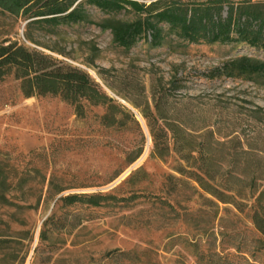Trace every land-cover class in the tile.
I'll list each match as a JSON object with an SVG mask.
<instances>
[{
    "label": "rangeland",
    "instance_id": "rangeland-1",
    "mask_svg": "<svg viewBox=\"0 0 264 264\" xmlns=\"http://www.w3.org/2000/svg\"><path fill=\"white\" fill-rule=\"evenodd\" d=\"M92 11L95 20L103 16ZM5 35L86 70L138 125L121 115L123 126L106 127L101 107L87 106L78 117L59 97L25 98L11 77L0 84V163L11 180L7 201L0 202V264H202L199 255L209 253L227 255L233 264H264V239L251 220L253 198L241 199L240 209L217 202L180 173L193 170V159L173 151L157 155L144 117L152 86L170 88L171 118L188 114L193 128L211 124L217 137L232 139L212 154L248 196L251 180L264 186V76H207L230 58L264 61V51L232 44L150 48L145 42L125 50L94 24L53 34L34 29L28 38L24 22L0 16ZM100 69L108 70L106 80ZM93 193L120 201L78 209L86 218L80 225L39 240L43 221L64 211L61 197ZM113 251L134 254L106 255Z\"/></svg>",
    "mask_w": 264,
    "mask_h": 264
},
{
    "label": "trees",
    "instance_id": "trees-1",
    "mask_svg": "<svg viewBox=\"0 0 264 264\" xmlns=\"http://www.w3.org/2000/svg\"><path fill=\"white\" fill-rule=\"evenodd\" d=\"M92 10L103 16L95 20ZM119 14L130 16L121 18ZM0 16L24 22L28 38L34 29L53 34L62 27L94 24L109 31L112 42L125 50L145 42L150 48L232 44L264 51V0H0ZM105 72L108 70L97 72L103 80ZM222 76L233 79L264 76V61L245 55L230 58L213 68L207 78ZM9 77L18 81L25 98L59 97L74 108L78 117H84L87 106L101 107L105 111L101 123L106 127L123 126L122 117L138 125L133 115L104 93L86 70L5 35L0 37V84ZM169 91L166 86L156 89L152 86V110L148 103L144 110L153 150L159 157L173 151L181 159H193L195 164L190 166L193 170L180 169V173L187 172L217 202L240 209L241 199L253 198L251 220L264 239V186L258 188L253 179L246 185L248 196L237 190L230 170H223V160L218 161L212 154L214 146H223L232 139L217 137L211 124L193 128L188 114L184 118H171L166 108ZM10 185L11 180L0 163V202L7 201L4 190ZM117 201L120 198L101 193L65 195L60 198L64 211L43 221L38 238L43 242L51 232L76 228L86 219L78 209L98 208ZM132 254L113 251L106 255L128 258ZM199 256L202 264H233L227 255ZM245 264L255 263L245 260Z\"/></svg>",
    "mask_w": 264,
    "mask_h": 264
}]
</instances>
